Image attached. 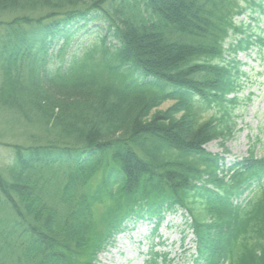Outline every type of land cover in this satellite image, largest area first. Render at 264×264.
<instances>
[{"label": "trees", "instance_id": "obj_1", "mask_svg": "<svg viewBox=\"0 0 264 264\" xmlns=\"http://www.w3.org/2000/svg\"><path fill=\"white\" fill-rule=\"evenodd\" d=\"M241 16L259 23L264 0H0V107L42 130L6 145L0 264H97L178 212L190 264H264V157L204 148L232 134L238 54L264 61Z\"/></svg>", "mask_w": 264, "mask_h": 264}, {"label": "rangeland", "instance_id": "obj_2", "mask_svg": "<svg viewBox=\"0 0 264 264\" xmlns=\"http://www.w3.org/2000/svg\"><path fill=\"white\" fill-rule=\"evenodd\" d=\"M242 19L251 26L256 23L243 17L239 20ZM263 24L264 18L258 25L262 27ZM73 48L69 50L64 61L68 60ZM238 59L245 63L243 70L246 71V77L241 80L245 85L238 94L239 104L233 110L232 134L224 140L217 139L205 146L207 151L220 155H223V150L226 149L229 153L225 155L228 162L235 158L247 157L249 151H252L256 158L264 157V61L256 58L254 54L250 56L242 54ZM59 60L60 57L53 62ZM170 105L171 102H166L159 109L164 110ZM212 114L213 111H209L204 118L208 119ZM40 132L41 127L38 130L32 125L28 127L15 114L0 107V169L6 167L11 157V150L6 145L33 144L31 136ZM181 221L179 216L166 217L160 231V240H154L153 244L146 238L151 227L145 225L131 227L128 232L116 238L113 246L98 256L97 264H143L151 245L156 247L155 250L168 255L167 264H190L193 237L187 234L183 238Z\"/></svg>", "mask_w": 264, "mask_h": 264}]
</instances>
